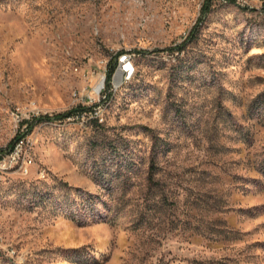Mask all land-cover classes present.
Here are the masks:
<instances>
[{
	"label": "rangeland",
	"instance_id": "rangeland-1",
	"mask_svg": "<svg viewBox=\"0 0 264 264\" xmlns=\"http://www.w3.org/2000/svg\"><path fill=\"white\" fill-rule=\"evenodd\" d=\"M95 104L0 176V264H264V0H0V149Z\"/></svg>",
	"mask_w": 264,
	"mask_h": 264
},
{
	"label": "built area",
	"instance_id": "built-area-1",
	"mask_svg": "<svg viewBox=\"0 0 264 264\" xmlns=\"http://www.w3.org/2000/svg\"><path fill=\"white\" fill-rule=\"evenodd\" d=\"M115 57L117 58H115L114 72L109 78H107V73H104L96 84L97 86L100 83L99 88H95L93 92L104 100L114 92L115 87L119 85V80L131 77V71L134 66L130 54L126 52H120ZM90 99H92L91 96H89V100ZM37 115L38 114H33L30 118V116L21 117L19 114H14L18 124L17 127L19 133L16 134L14 140L9 146L0 149V176L7 172H18L22 175H27L30 172V168L34 163V158L32 153L33 139L28 131V122L32 121L33 118L40 116ZM65 119H77L80 121L95 119L102 122L100 119V110L96 107V104L83 107L82 110H77L71 113ZM24 151H31L30 161H23Z\"/></svg>",
	"mask_w": 264,
	"mask_h": 264
},
{
	"label": "trees",
	"instance_id": "trees-1",
	"mask_svg": "<svg viewBox=\"0 0 264 264\" xmlns=\"http://www.w3.org/2000/svg\"><path fill=\"white\" fill-rule=\"evenodd\" d=\"M226 1H228L230 3H234L235 2V0H226ZM208 6H209L208 2H206L204 4V6H203V14H205L208 11ZM114 69H115V62H114V60H111L108 63L107 78H109L112 75V73L114 72ZM82 109H83V107H79L78 109L77 108H73V109H70V110H68L66 112L55 114L53 116H48V115L45 114V115H41L39 117H35V118L32 119V121L28 122V131H30V129L34 126V122L64 120L71 113H73V112H75L77 110H82ZM29 123H30V125H29Z\"/></svg>",
	"mask_w": 264,
	"mask_h": 264
},
{
	"label": "bare ground",
	"instance_id": "bare-ground-1",
	"mask_svg": "<svg viewBox=\"0 0 264 264\" xmlns=\"http://www.w3.org/2000/svg\"><path fill=\"white\" fill-rule=\"evenodd\" d=\"M134 66H135V65H134ZM134 66H133V69H132V71H131V77H132V73H133V71H134ZM131 77H130V78H131ZM130 78H127V79H130ZM127 79H125V80H127ZM121 80H123V79H121ZM119 84H120V81H119ZM99 86H100V83H99L95 88L98 89ZM117 86H118V85H117ZM117 86H116V87H117ZM116 87H115V89H116ZM110 97H111V95H110L107 99H109ZM107 99H106V100H107ZM100 119H101V114H100Z\"/></svg>",
	"mask_w": 264,
	"mask_h": 264
}]
</instances>
